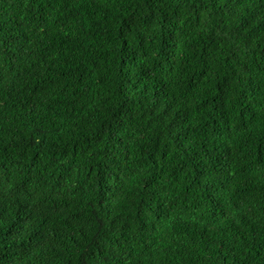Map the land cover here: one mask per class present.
Instances as JSON below:
<instances>
[{"label": "trees", "instance_id": "obj_1", "mask_svg": "<svg viewBox=\"0 0 264 264\" xmlns=\"http://www.w3.org/2000/svg\"><path fill=\"white\" fill-rule=\"evenodd\" d=\"M0 264H264V0H0Z\"/></svg>", "mask_w": 264, "mask_h": 264}]
</instances>
